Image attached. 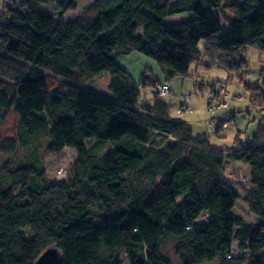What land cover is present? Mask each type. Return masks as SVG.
Instances as JSON below:
<instances>
[{"label":"trees","instance_id":"obj_1","mask_svg":"<svg viewBox=\"0 0 264 264\" xmlns=\"http://www.w3.org/2000/svg\"><path fill=\"white\" fill-rule=\"evenodd\" d=\"M79 1L0 0V264H34L49 247L59 264H264V122L252 143L220 148L163 99L195 65L244 83L245 48L264 52V0H89L63 21ZM134 52L165 81L151 64L136 80L115 62ZM262 73L248 110L264 105ZM102 74L107 96L81 86ZM215 84L208 107L224 109ZM66 148L75 160L52 181L45 157ZM227 164L249 168L248 188Z\"/></svg>","mask_w":264,"mask_h":264},{"label":"rangeland","instance_id":"obj_2","mask_svg":"<svg viewBox=\"0 0 264 264\" xmlns=\"http://www.w3.org/2000/svg\"><path fill=\"white\" fill-rule=\"evenodd\" d=\"M92 2L89 0H81L78 3V8L74 11L68 12L62 18L63 21L75 20L80 15H82L87 9L91 8ZM48 8H52L51 6ZM56 15V13H55ZM191 16V15H190ZM190 18V17H189ZM228 25L224 24L222 26V32L226 31ZM245 59L249 64V71L245 77V81L239 84L237 81L228 83L226 73L220 69H205L203 65H195L190 71L186 78L176 77L171 82L173 85L169 84L171 93L165 96L163 99L170 106V116L174 119H179L187 122L191 129V134L193 138L207 139L210 145H217L220 148L233 147L236 142L240 143H252L256 134L258 133L259 124L264 122L263 106L257 105L258 110L250 109L248 110V93L246 91L248 86H255L260 82L259 75L264 74V52L257 50L253 47H246L244 51ZM115 62L122 65L125 69L128 68L129 72L132 74V78L140 80L141 74L138 68L152 65L153 72L157 74L160 81H165L163 73L161 74V69L157 63L143 55L138 53H132L129 57H118ZM202 64H207V59H203ZM34 66L37 69H42L41 56L38 55ZM199 67V71L195 72V68ZM127 70V69H126ZM127 70V71H128ZM145 70V69H144ZM108 74H102L96 77L89 83L81 84L82 87L91 89L94 92L107 96L108 95ZM216 83L214 87L215 95L225 96V102L227 103L226 108H210L208 107V99H210V93L208 90V85ZM196 84H198L196 86ZM202 86V89L199 88ZM94 86V88L91 87ZM140 90V103H152L153 102V91L151 93L145 94L141 87ZM143 96H145L143 98ZM221 99V98H220ZM215 103V101H212ZM183 105L184 110L181 114H176L177 110ZM185 107L187 109H185ZM235 111V118L233 122H229L225 128L217 133L221 135L220 141L216 134V129L218 127V121L220 119L226 118V114H233ZM238 110V111H237ZM262 111V112H261ZM217 121V122H216ZM212 122V123H211ZM223 124V123H219ZM8 125L5 123L1 126L3 130ZM224 126V125H223ZM42 144L45 145V138H42ZM95 143V141H91ZM109 151L103 148V153ZM76 157L75 151L71 148L64 149L59 155H47L45 157V170L47 177L55 182L62 181L64 176L71 164L74 162ZM226 177L235 186V188L246 189L249 187V168L243 165L235 166L233 164L226 165ZM256 219L253 215L248 216L250 222ZM257 220V219H256ZM256 222V221H254ZM166 253L170 257L173 256L170 250L166 249ZM246 253L237 249L236 242L233 241L232 244V256H243ZM122 264H125L126 260L123 257L121 259ZM203 264H216L203 263Z\"/></svg>","mask_w":264,"mask_h":264},{"label":"water","instance_id":"obj_3","mask_svg":"<svg viewBox=\"0 0 264 264\" xmlns=\"http://www.w3.org/2000/svg\"><path fill=\"white\" fill-rule=\"evenodd\" d=\"M60 254L55 248H47L34 264H59Z\"/></svg>","mask_w":264,"mask_h":264},{"label":"clouds","instance_id":"obj_4","mask_svg":"<svg viewBox=\"0 0 264 264\" xmlns=\"http://www.w3.org/2000/svg\"><path fill=\"white\" fill-rule=\"evenodd\" d=\"M166 93V92H165ZM165 93H161V95H164ZM186 108V107H185ZM184 110L183 105L180 107V109H178L176 114H180L182 111ZM233 244V243H232Z\"/></svg>","mask_w":264,"mask_h":264},{"label":"built area","instance_id":"obj_5","mask_svg":"<svg viewBox=\"0 0 264 264\" xmlns=\"http://www.w3.org/2000/svg\"><path fill=\"white\" fill-rule=\"evenodd\" d=\"M167 91L166 87L163 88L161 93H165Z\"/></svg>","mask_w":264,"mask_h":264},{"label":"crops","instance_id":"obj_6","mask_svg":"<svg viewBox=\"0 0 264 264\" xmlns=\"http://www.w3.org/2000/svg\"><path fill=\"white\" fill-rule=\"evenodd\" d=\"M226 126V125H225ZM254 221H257L256 219Z\"/></svg>","mask_w":264,"mask_h":264}]
</instances>
